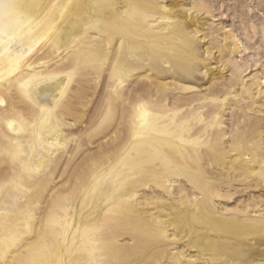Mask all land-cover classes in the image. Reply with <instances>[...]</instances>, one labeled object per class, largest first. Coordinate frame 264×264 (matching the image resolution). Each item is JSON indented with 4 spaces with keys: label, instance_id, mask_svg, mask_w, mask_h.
Returning <instances> with one entry per match:
<instances>
[{
    "label": "rangeland",
    "instance_id": "1",
    "mask_svg": "<svg viewBox=\"0 0 264 264\" xmlns=\"http://www.w3.org/2000/svg\"><path fill=\"white\" fill-rule=\"evenodd\" d=\"M153 14L170 25L134 21L127 42L140 60L124 78L108 76L116 40L91 32L57 49L52 32L29 44L22 36L28 52L0 73V192L14 185L23 196L0 224V264H55L51 249L81 204L103 220L114 189L128 211L114 204L100 222L105 264H264V0H159ZM84 47L97 50L101 73L75 72L51 113L67 144L42 172L30 169L18 153L39 114L17 79L56 73ZM140 95L144 129L131 106Z\"/></svg>",
    "mask_w": 264,
    "mask_h": 264
},
{
    "label": "bare ground",
    "instance_id": "2",
    "mask_svg": "<svg viewBox=\"0 0 264 264\" xmlns=\"http://www.w3.org/2000/svg\"><path fill=\"white\" fill-rule=\"evenodd\" d=\"M158 4L159 0H0V53L5 51L6 54L5 58L0 59V73L8 70L28 52L27 46L20 43L24 35L29 44L39 41L52 32L57 49H64L73 46L88 33L95 32L100 37H104L107 44H113L115 40L118 42L119 59L108 72V76L129 77L136 69L137 61L140 60L137 55L138 45L127 42L128 29H136L134 21L138 17L139 24L142 23L141 20L153 23L162 19L166 21L165 25L169 26L168 21L172 20L171 16L153 14ZM160 7L163 9L164 5ZM75 56L73 61L61 65L56 73L32 71L17 79L22 95L37 107L39 114V119L29 134L30 143L24 144L18 153V158L24 161L26 167L38 172H42L47 167L48 155L54 154L67 144L57 123L51 121V113L67 95L75 72L83 70L88 75L101 73L97 63L98 53L93 47H84ZM163 62L170 63L168 60ZM170 67H172L171 64ZM188 67L192 73L199 72L200 69L194 62ZM143 96L135 97L131 106H136L137 122L144 129L148 113L145 101L142 100ZM110 101L113 102L114 97H111ZM0 102H3V99H0ZM9 126L13 129L11 122ZM140 132L142 131L139 130L137 134ZM136 146L144 148L140 153V155L143 154L142 158L148 159L154 156L151 151H148L147 143L139 142ZM12 186L14 185H8L0 192V224L3 220H13L14 216H17V202L23 196ZM121 193L114 189L104 196L106 210L103 220H100L98 215H94L93 203L81 204L80 213L76 214L79 216L78 220L66 228L64 235L59 239L58 248L51 249L57 254L55 264H105L98 258L100 241H97L96 236L102 226L100 222L108 223V220L113 218L107 213L114 211V204L118 206L116 208L119 214L121 211H128L123 207V202L126 200H121L123 195ZM115 196L117 198L114 199ZM18 218L22 220L24 215ZM50 222L57 223V220L50 219ZM22 223L20 226L23 230L29 228ZM110 227L107 228L111 232ZM48 233H46L47 237L56 234L52 231L50 235ZM51 246L54 245L51 244ZM74 257H77L76 260Z\"/></svg>",
    "mask_w": 264,
    "mask_h": 264
}]
</instances>
